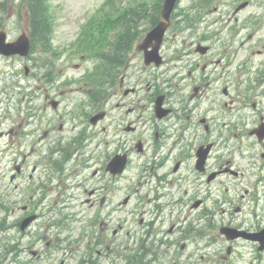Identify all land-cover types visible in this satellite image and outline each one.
Wrapping results in <instances>:
<instances>
[{
  "label": "rangeland",
  "instance_id": "rangeland-1",
  "mask_svg": "<svg viewBox=\"0 0 264 264\" xmlns=\"http://www.w3.org/2000/svg\"><path fill=\"white\" fill-rule=\"evenodd\" d=\"M244 1H249L248 6L235 13L238 4ZM27 2L28 0H6L3 10H0V18H3L4 28L8 30L10 39L17 38L29 28ZM158 2L160 0H48L52 22V30L48 40L49 48L32 50L25 57H0V74L2 75L0 88H4V90L0 89V106H2L0 107V121L6 111H13V108L3 109L7 96H12L13 90L17 96L14 95L16 96L15 101L13 98H8L7 105L12 104L13 107L17 108L16 117L22 116L27 111L25 108L28 106V102H17L20 99L24 100L22 96L29 88L25 83L26 80L22 79L26 78V75L22 73L24 66L33 63H46L47 66L44 67V70L52 73L50 83L53 84L51 87L53 97L65 100L63 105L58 108L50 106L48 109L52 116L58 119L56 120L57 123H53L51 126L53 127L52 135L55 138H60L63 134H71L72 130L75 131V123L70 122V117L64 114L72 111L75 105L81 104L73 101L79 100L78 94L87 96L89 87L85 86L91 83L88 73L99 69L104 56H108L113 51L120 32L118 26L110 28L111 24L114 23L112 21L132 7L141 6L142 3L153 4ZM193 2H197L200 8H205L207 3L210 5L205 13L206 23L203 22L196 28L197 31L192 32L191 28H181L184 26V22H181L177 28L169 32L165 46L167 64L160 68V72L163 70L164 74L166 70H169V74L174 78L173 84L178 83L176 79L183 80L185 77L183 82L179 84L180 89H178V85L174 86L175 90L172 97L173 100L179 101L181 99L190 100L191 96H194L190 102L193 110L182 106L183 111L186 113L195 112V116L204 113L219 117L221 111H216L212 107L216 106L215 98H223L222 89L229 86L232 90L237 89L238 94H240L245 90L247 82L254 79L256 68H264V0H213L211 3L205 2V0H181L176 10L181 14L179 18H182L184 12H187L189 16V9ZM143 27L141 26V28ZM205 31L206 35L203 34ZM200 36H205L207 41L204 43L212 46L211 52L206 57H200L201 54L195 51L197 41H201ZM210 62L213 64L212 73H208L209 66L207 71L194 70V66H197L198 63ZM183 63L186 65H182ZM190 64L191 67L187 66ZM236 68L238 69L236 70ZM191 70L194 71L190 73ZM225 72L231 74L225 75ZM17 73L20 78H16ZM174 74L177 76L174 77ZM205 74L208 78L202 82L200 77L205 76ZM82 76L84 79L81 82H74ZM167 76L166 73L163 77H159L156 84L159 87L167 88L168 83H165L164 80ZM220 77L221 80L218 82ZM20 81L24 83H20ZM203 83H207L206 91L195 93V88L203 85ZM147 84H145L146 88L149 87ZM77 87L80 88V91L77 90ZM133 99L139 100L138 97H133ZM258 99L260 98L255 95L251 102L248 101L247 106L244 104V110L238 114L244 117L247 116L248 111L253 113V118H257L251 103ZM143 104L144 102L141 107ZM122 113L123 110L116 109L98 124V135L91 148L100 153L101 161H104L109 153H113L116 145V150H120V145L117 142L119 137L123 136L128 139L135 137L133 133L130 134L125 131L123 126L111 121L113 116L118 118ZM217 123L220 124L219 118ZM61 124H63L62 129L60 128ZM4 126H0V130ZM141 140L145 143L144 152H133L134 162L131 168L126 171L128 189L127 191L120 189L116 192L115 201L121 200L122 203L120 206L118 203L116 204L114 219L109 224L99 223L94 227L91 225V220L94 217L92 211H86L80 207L88 192L84 189L86 182L78 178L74 179V182L65 180L62 184L66 186L64 195H74L76 198L71 197L64 202L61 200L54 204L66 203L67 205L72 204V206L63 204V212H56L53 207L39 208L40 211L36 214L37 218L31 222L28 228L21 230L18 226L19 220L29 215L21 209V205L28 201L27 192H19L12 186L10 179L12 164L9 159L11 152L0 151V264H59L61 261H65L64 264H87L84 258L85 256L89 258L88 251L91 252L92 250L89 248V244L93 246L94 251L103 250L102 256H106L102 260L103 264L131 262L133 249L129 247L130 242L131 245L140 242L146 233L144 229L146 224L153 222L152 218L154 217V215H146L144 212L146 201L142 196L146 198L147 194L140 183H146L139 177L142 171L139 170L138 163L139 158L142 160L149 158L152 162L158 149H153L152 142L149 140L142 138ZM2 142L0 140V143ZM241 144L239 151L230 148L225 149V145H219L214 150L213 158L219 160L221 154L231 157L232 154L237 153L236 162L232 160L229 166L243 171L246 175L259 174L264 176V141L260 142L256 136L250 135L248 137L247 134V137L242 139ZM175 156L176 153L173 152L172 156L168 157L169 163L175 162ZM157 161H159L158 154ZM60 180L58 178L54 186ZM128 194L132 196L129 202L125 204L124 198ZM129 209L132 212L127 214ZM103 217H97V222H101ZM120 224L123 225V230L118 235L120 234L122 237L116 241L120 242V245L113 244L108 238L114 229H119ZM154 230L155 232L152 233L154 236L151 238L150 235L147 236L148 241L150 239L154 243L157 240L160 241L161 245H163L162 242H165L164 248L169 251L166 259L158 257L159 263L163 261H168V264L193 263V257L189 255H191V250H196L202 245L201 240L188 242L187 247L182 250V243H179V250L176 246L168 249L167 244L172 243L169 240L180 234L173 232L172 225L165 228V233L160 231L157 224ZM126 231L133 232L135 237L130 238L127 234L125 235ZM105 233L108 234L107 238H105ZM143 240L146 242V239ZM7 245L9 248L5 252ZM38 254H40L39 257ZM161 254H165V252ZM250 255L247 254L246 262L243 261L240 264H253L251 263L253 258L249 257ZM195 257L205 262L202 251H196ZM260 263L264 264V261H260ZM210 264L220 263L211 262Z\"/></svg>",
  "mask_w": 264,
  "mask_h": 264
},
{
  "label": "flooded vegetation",
  "instance_id": "flooded-vegetation-1",
  "mask_svg": "<svg viewBox=\"0 0 264 264\" xmlns=\"http://www.w3.org/2000/svg\"><path fill=\"white\" fill-rule=\"evenodd\" d=\"M202 39L205 40V37ZM120 43L123 45L118 49L113 48V64L116 61V51H125L128 48V42L123 40ZM122 61L123 72H118L117 68L121 59L113 66L109 78L110 93L103 107L106 117L116 109L123 110L120 117L113 116L111 121L123 126L125 131L133 133L135 137H119L117 142L120 150H116V145L113 153H109L104 161L100 160V153L91 148L101 121L94 122L93 118L100 112L97 95L78 94L79 100L73 102L81 104L75 105L72 111L64 114L71 117L70 122L76 121L74 136L65 143L62 142L65 137L59 140L52 136L51 126L54 121L48 110L53 103L52 88L50 72L44 70L43 64H30L29 70L25 71L29 82L28 93L22 96L24 100H17L18 103L28 102L25 108L27 111L22 116L16 117L17 108L12 104L7 105L8 98L15 101V90L11 92L12 96L4 95L7 98L3 109L13 108V111H6L0 121V126L5 125L0 130V140L3 141L0 143V151L11 152L12 186L19 192H27L28 201L25 200L27 203L22 204L21 209L28 214H37L39 208L46 207L63 212V206L67 204L54 205L55 202H64L68 198L76 197L64 195L66 186L62 184L65 180L74 182V179L80 178L86 182L84 189L88 192L80 207L92 211L94 217L91 225L94 227L99 223L109 224L115 217L116 204L120 206L122 203L121 200L115 201L116 192L128 189L125 173L114 175L107 170L109 159L118 152L126 154L129 159L126 169L131 168L134 162L133 152H144L145 143L142 138L152 142L153 149H158L152 162L149 158H139L138 163L139 170H143L142 179L146 183L150 182L151 178H156L154 197L149 199L154 204L152 208L145 207L144 210L146 214L151 212L154 215L153 222L146 224L143 238L154 236L152 233L155 232L156 224L162 233H165L166 227L172 225L173 232L180 235H175L176 238L169 240L172 243L167 244L168 249L173 246L180 248L179 243H182V250L187 247L188 242L201 240L202 245L193 250V253L202 251L206 261H210L213 253L216 262L236 264V260L242 258L236 254L240 245L248 243L258 248V243L243 238L228 239L221 232H218V239L214 240L211 239V231H220L225 227L247 232L264 229V176L246 175L243 171L229 166L232 160L236 162L237 153L231 157L221 154L219 160L213 158V153L219 145H225V149L240 150L242 139L247 134L252 135L254 129L264 121V96H256L260 99L251 103L257 118H253V113L248 111L247 116L241 117L238 113L244 110V104L247 106L248 101L251 102L258 92L256 85L240 94L237 89L230 91L225 87L224 99L214 101L216 106L212 107L216 111L220 110L221 114L219 117H213L204 113L197 116L195 112L185 113L182 110L184 102L173 100L174 98L165 91L164 103L172 112L158 118L153 116V101L148 102L154 93V85L148 83L146 78L150 67H145L144 63L140 62V56L136 54ZM208 65L209 63H205L204 68ZM259 75L261 74L258 71L254 77L255 82ZM16 78H20L18 73ZM145 84L149 87L146 88ZM0 89L4 90L3 87ZM77 90L80 91V88L77 87ZM196 91H199V88H196ZM133 97H138L139 100ZM57 101L58 107L65 102L61 99ZM217 117L220 124L217 123ZM139 143L143 148H139ZM210 144L213 145L212 150L203 161L200 156L207 151ZM173 152L176 153V160L169 163L168 157L172 156ZM58 178L61 180L54 186ZM131 196L128 194L124 198L125 204ZM127 214H130V209ZM97 217H103L102 221L105 222H97ZM122 227L120 224L119 229L113 230L114 234L112 232L108 238L112 243L122 237L118 235L123 230ZM195 230H198L199 235H194ZM126 234L130 238L135 237L131 231H126ZM107 237L108 234L105 233V238ZM141 240L143 241L142 238ZM140 244L139 251L146 252L144 243ZM134 250L137 251V246H134ZM98 252L102 257L103 250ZM224 252L227 254L224 255ZM255 257L261 258L259 255Z\"/></svg>",
  "mask_w": 264,
  "mask_h": 264
},
{
  "label": "trees",
  "instance_id": "trees-1",
  "mask_svg": "<svg viewBox=\"0 0 264 264\" xmlns=\"http://www.w3.org/2000/svg\"><path fill=\"white\" fill-rule=\"evenodd\" d=\"M27 11L29 14L30 20V28L33 38V47L34 50L37 51L40 48L44 50L48 49V40L50 38V32L52 30V22L50 16V10L48 5V0H28ZM6 5V0L3 1L0 5V10H3ZM151 6L148 4H141V6H136L129 11H127L123 16H126L124 19H117L120 25H125L127 29L122 28L121 30L132 32L131 36H134L135 29L137 26L142 23L144 20L148 18V21L151 24H154L160 16V6H155L154 8H150ZM3 17L5 15L3 14ZM109 57L104 56L101 61L99 72V79H101L100 83V93L104 95L107 93V81L109 78Z\"/></svg>",
  "mask_w": 264,
  "mask_h": 264
},
{
  "label": "water",
  "instance_id": "water-1",
  "mask_svg": "<svg viewBox=\"0 0 264 264\" xmlns=\"http://www.w3.org/2000/svg\"><path fill=\"white\" fill-rule=\"evenodd\" d=\"M176 3H177V0H165L163 11H162L163 19L148 34L147 38L145 39V42L143 44L144 47H147L153 40L157 41V45L155 46V49L153 51L147 52V53H150L147 55V61H151L152 59H156L157 63H160L162 61L161 56L158 55V51H159L160 44L163 39L164 33L168 27L170 16L175 8ZM241 6H245V4H242ZM6 38H7L6 31L5 30L0 31V53L7 54V55L14 54V53L26 55L29 53L30 47H31V41L26 33L22 34L17 40L13 42H7ZM201 48H203V46ZM203 51H204V48H203ZM160 99L162 100V98ZM261 135H264L263 132ZM33 218L34 217L32 216V217L25 219L23 228L27 224H29V222ZM260 239L264 243V236H260ZM262 248H264V244Z\"/></svg>",
  "mask_w": 264,
  "mask_h": 264
}]
</instances>
